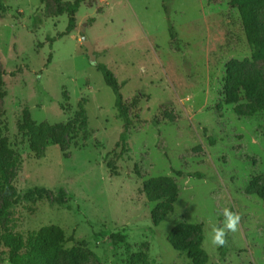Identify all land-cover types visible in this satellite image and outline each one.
<instances>
[{"label": "rangeland", "instance_id": "374dc122", "mask_svg": "<svg viewBox=\"0 0 264 264\" xmlns=\"http://www.w3.org/2000/svg\"><path fill=\"white\" fill-rule=\"evenodd\" d=\"M2 1L0 113L15 153L0 159V264H12L26 251L28 236L48 224L74 237L59 248L55 264H69L71 248L83 256L78 264H264V202L257 195L264 187V59H252L229 0H86L75 14L76 28L42 47L38 43L64 30L72 0ZM252 9L264 40V0H252ZM82 35L96 62L124 81V101L140 98V121L130 126V151L121 159L114 145L123 123ZM250 80L258 87L246 94L242 86ZM79 105L87 125L77 146L54 144L35 156L18 132L23 111L55 124L71 115L64 107ZM108 160L115 161L117 176L109 175ZM40 186L54 194L64 187L67 202L44 196L13 203ZM170 207L153 225L152 215ZM180 222L201 225L184 247L201 235L202 253L190 257L168 243ZM121 228L126 243L113 246L108 235Z\"/></svg>", "mask_w": 264, "mask_h": 264}, {"label": "trees", "instance_id": "16d2710c", "mask_svg": "<svg viewBox=\"0 0 264 264\" xmlns=\"http://www.w3.org/2000/svg\"><path fill=\"white\" fill-rule=\"evenodd\" d=\"M84 1L86 0H72L65 9L67 14V24L64 30L58 32L54 36H47L44 42L38 43V46L42 47L45 43H48L51 46L56 39L62 38L71 33L76 28L75 14L79 10L81 3ZM229 5L232 8H236L239 13L242 30L250 49V55L252 59H264V40L259 37L254 25L252 0H229ZM5 8L6 5L2 0H0V19H2L6 13ZM33 23L35 27H37L38 24H40V18L35 16ZM169 35L171 42L176 45V34L172 26L169 27ZM47 62H50V56L48 57ZM94 66L97 71L102 74L104 83L111 89L114 95V106L117 111V115L123 123V129L114 145V148L120 147L119 152L116 154V159H121L130 151L126 141L128 130L135 121H140L138 114L140 98L139 95H134L131 99V102L129 104L126 103L121 93V87L123 86L124 81L119 83L114 72L107 66L106 63L97 61ZM20 71V69H17L16 71L14 70L10 75L14 76L16 72ZM2 86L3 81L0 79V88ZM240 86H242V84H238L237 88ZM257 87L258 82L255 80H250L246 86H242L246 94L253 93ZM0 94L3 95L4 92L0 91ZM63 110L65 112L71 113V115L65 122L55 124H52L48 121L36 122L31 120L26 116L27 110L25 109L23 111V118L18 124V132L21 134L23 141L27 143L29 150L35 156L40 157L48 146L54 144H58L63 149H68L69 146L72 145L77 146L78 138L81 135L82 130H84L87 125L86 112L81 105H79L74 111L65 107ZM154 122L156 123L155 120ZM7 130L8 126L6 121L4 118H2V114L0 113V159L2 157L11 158L15 153V150L9 144L8 137L4 134V132ZM209 142L212 144L214 139L210 137ZM106 167L110 176H117L119 174L114 160H108L106 162ZM134 174L139 177L141 176L137 165L134 167ZM175 174L178 176L186 175L197 178L201 177V174L198 172L184 173L182 171H175ZM162 180L169 182L168 178ZM148 186V183L144 184V187ZM170 186L174 187V184L172 183ZM257 195L264 202V187L258 190ZM44 196L51 197V199L57 203L64 204L67 202V191L64 187H60L58 189V193L54 194L49 189L40 186L29 189L24 193L17 194L13 203L33 202L36 199L43 198ZM174 201L175 199L172 198V202ZM7 205L9 206L10 203ZM170 211H172L171 207L167 212L164 211L159 218H157L155 215H152L153 225H157L158 220L162 219ZM193 229L200 232L201 225L181 222L176 224L170 230L167 236L168 243L176 250L187 249L190 257H193L191 255V252L193 251L199 254L202 253L203 249L201 247V235L198 236L194 243L189 244L188 247H184V242L189 238ZM108 238L109 242L113 246H116L119 243H126V228H121L109 233ZM14 239L15 238H9L8 241H14ZM73 241L74 237L72 235L67 237L64 233V230L59 225H43L28 236L26 242V251L11 258V263L55 264L59 248L65 243ZM225 252V242L222 240L220 241L219 246L220 257L223 258L225 256ZM68 258L69 264H78L79 260L83 259V256L78 254L74 248H71L68 251Z\"/></svg>", "mask_w": 264, "mask_h": 264}, {"label": "water", "instance_id": "95a60500", "mask_svg": "<svg viewBox=\"0 0 264 264\" xmlns=\"http://www.w3.org/2000/svg\"><path fill=\"white\" fill-rule=\"evenodd\" d=\"M80 30L83 31L84 28L80 27ZM81 41H82L83 46L87 50L89 62L94 65L96 63V55L94 54V48H93L92 43L87 39L85 35L81 36Z\"/></svg>", "mask_w": 264, "mask_h": 264}]
</instances>
